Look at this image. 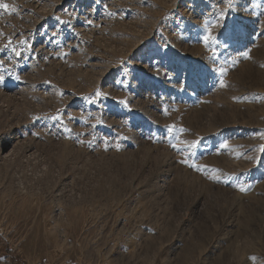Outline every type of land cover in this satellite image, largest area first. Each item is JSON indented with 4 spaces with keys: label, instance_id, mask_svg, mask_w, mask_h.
<instances>
[{
    "label": "rangeland",
    "instance_id": "374dc122",
    "mask_svg": "<svg viewBox=\"0 0 264 264\" xmlns=\"http://www.w3.org/2000/svg\"><path fill=\"white\" fill-rule=\"evenodd\" d=\"M0 2V264H264V0Z\"/></svg>",
    "mask_w": 264,
    "mask_h": 264
},
{
    "label": "snow or ice",
    "instance_id": "6c2138e0",
    "mask_svg": "<svg viewBox=\"0 0 264 264\" xmlns=\"http://www.w3.org/2000/svg\"><path fill=\"white\" fill-rule=\"evenodd\" d=\"M0 9H4L5 11H15V8H14L13 6H10L9 4H7V3H3V2H0ZM89 23H91V21H89ZM205 39L207 40L208 37H205ZM6 47H7V46H6ZM13 51H15V53H16L17 56H19V55L21 54L19 51H16L15 49H13ZM244 55L247 56L248 53L245 52ZM0 80H3V77H2V76H0ZM95 95H96L97 97H99V96L102 95V93L99 92V91H97V92L95 93ZM53 119H56V117H53ZM185 162H186V161H185ZM240 190H241V191H245L246 189H244L243 187H240Z\"/></svg>",
    "mask_w": 264,
    "mask_h": 264
},
{
    "label": "bare ground",
    "instance_id": "6f19581e",
    "mask_svg": "<svg viewBox=\"0 0 264 264\" xmlns=\"http://www.w3.org/2000/svg\"><path fill=\"white\" fill-rule=\"evenodd\" d=\"M201 251V250H200Z\"/></svg>",
    "mask_w": 264,
    "mask_h": 264
}]
</instances>
